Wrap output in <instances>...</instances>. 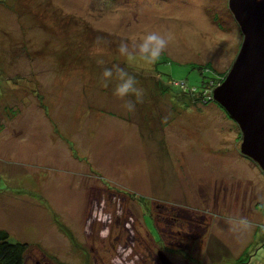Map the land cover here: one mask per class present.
I'll return each instance as SVG.
<instances>
[{
	"label": "rangeland",
	"instance_id": "obj_1",
	"mask_svg": "<svg viewBox=\"0 0 264 264\" xmlns=\"http://www.w3.org/2000/svg\"><path fill=\"white\" fill-rule=\"evenodd\" d=\"M149 31L169 39L156 63L119 55ZM242 41L229 0H0V229L25 264H119L138 217L162 243L154 203L207 216L204 241L164 247L173 264H264V171L218 104L176 97L210 95L196 65L229 71ZM113 63L134 110L99 83Z\"/></svg>",
	"mask_w": 264,
	"mask_h": 264
},
{
	"label": "water",
	"instance_id": "obj_2",
	"mask_svg": "<svg viewBox=\"0 0 264 264\" xmlns=\"http://www.w3.org/2000/svg\"><path fill=\"white\" fill-rule=\"evenodd\" d=\"M229 8L243 41L212 99L239 125L242 153L264 171V0H229Z\"/></svg>",
	"mask_w": 264,
	"mask_h": 264
},
{
	"label": "flooded vegetation",
	"instance_id": "obj_3",
	"mask_svg": "<svg viewBox=\"0 0 264 264\" xmlns=\"http://www.w3.org/2000/svg\"><path fill=\"white\" fill-rule=\"evenodd\" d=\"M247 158L255 164L253 159L246 156V159ZM235 190L233 192H235ZM161 205L163 204L156 205L154 203L153 206L157 207L154 208L152 206V217L161 236L162 243L156 242L155 238L150 233L146 222H144L143 218L138 217V221L135 220L132 224L129 223L130 225L128 224L126 226V230L130 231L132 228L133 237L137 243L132 246H126L121 250L120 256L122 259L119 264H173L174 260L172 256L165 252L164 249L166 248L164 247H167V249H181L188 246V244H184V242H182L183 239L180 238H187L194 242L195 244L191 246L192 248L195 247L198 242L201 243L204 241L203 235L207 234L206 231H209L208 226L205 225L204 222L207 217L206 214L201 213L198 217H196V215L193 216L190 213L181 215L180 213H177V210L183 211L184 209L180 207H170L172 205H169L170 208L163 205L164 210L167 212H162L159 210L161 209ZM169 242L178 243L170 244ZM172 245L175 246L172 247ZM136 250L138 251L137 253H135ZM89 261L90 260H88V262Z\"/></svg>",
	"mask_w": 264,
	"mask_h": 264
},
{
	"label": "clouds",
	"instance_id": "obj_4",
	"mask_svg": "<svg viewBox=\"0 0 264 264\" xmlns=\"http://www.w3.org/2000/svg\"><path fill=\"white\" fill-rule=\"evenodd\" d=\"M168 44L169 39L165 34L149 31L139 42L133 43L131 48L127 40H121L118 45V53L128 60H132L138 56L146 65H150L160 59L162 54L167 50ZM97 63L103 65L105 62L98 60ZM113 81L116 82L113 95L123 100L128 110H134L135 103L128 98L134 96L136 101H139L143 95V90L138 86L135 75L119 63H113L110 67L105 66L103 68L99 83L102 87H109Z\"/></svg>",
	"mask_w": 264,
	"mask_h": 264
},
{
	"label": "trees",
	"instance_id": "obj_5",
	"mask_svg": "<svg viewBox=\"0 0 264 264\" xmlns=\"http://www.w3.org/2000/svg\"><path fill=\"white\" fill-rule=\"evenodd\" d=\"M196 67H198L201 71H203L204 69H207V70L212 69L215 72L216 78H213L211 81L206 82V84H204V86H203L204 90L206 92L208 89H210L211 94L206 95L204 93L202 95V97L201 96L198 97L199 94H202L204 91L200 92L197 96L196 95L197 92L195 91V89H193V91H190V92L183 91L182 93H177L176 97L177 98H185L183 96H186V97L189 96L191 99L193 98L194 101H196V100L201 101L202 100L203 103H208V104H210L211 102H215L211 97L212 90L214 89L215 86H217L218 84H220L224 81L225 77L228 74V71L223 72V73H218L215 70V68L213 67V65L209 62L206 65H199L198 64V65H196ZM154 84L158 89H160L159 93L162 94L163 96H165V94H169V96H175V94L170 89H168L167 86L161 85L159 80H157ZM166 90H170V91H168L166 93ZM193 92H195V93L191 95L190 93H193ZM183 101H185V100H183ZM185 104H186V106L190 107V100H189V102L185 101ZM216 104H218V103H216ZM218 106L226 113V115L229 117V119L233 120L229 116L228 112L220 104H218ZM12 112H13V114H15L16 111H14V109H12ZM240 138L242 139V133H241ZM245 157H246V155H245ZM255 164L258 166V164L256 162H255ZM28 246H29L28 243L12 240L10 233L6 229H0V264H25Z\"/></svg>",
	"mask_w": 264,
	"mask_h": 264
},
{
	"label": "crops",
	"instance_id": "obj_6",
	"mask_svg": "<svg viewBox=\"0 0 264 264\" xmlns=\"http://www.w3.org/2000/svg\"><path fill=\"white\" fill-rule=\"evenodd\" d=\"M229 178L232 179V183L229 184V186H234V187L237 188L238 186L235 185V177H232V175H230ZM221 181H223V179H221ZM248 185H249V184H248ZM245 191H246V190H245ZM142 196H143V195H142ZM209 203H210V202H209Z\"/></svg>",
	"mask_w": 264,
	"mask_h": 264
}]
</instances>
